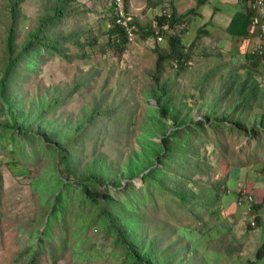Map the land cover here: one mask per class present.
<instances>
[{"label": "rangeland", "instance_id": "1", "mask_svg": "<svg viewBox=\"0 0 264 264\" xmlns=\"http://www.w3.org/2000/svg\"><path fill=\"white\" fill-rule=\"evenodd\" d=\"M12 1H15L14 18H11L13 14L10 10ZM55 1L0 0V67L8 26L12 23L15 25L18 47L41 17L50 13ZM137 1L140 4L149 2L150 5L145 4V8L152 12L142 14L137 20L138 35L120 53L113 42L114 38H109L112 16L106 0H71L66 14L54 20L48 29L61 40L59 55H41L37 73H26V81L21 89L27 100L36 95H47L48 89H60V94L64 97L61 105L54 107L52 117L57 120H71V129L75 128L76 119L81 118L83 109L99 107L107 112L92 125H88V129L101 131L97 134V140L87 142L85 160L91 157L93 149L117 164L134 146L136 149L130 154L131 158L136 159L137 151L140 155L139 161L145 155H155L154 142L160 143L159 133L162 131L157 128L162 125L158 122V116H155L157 111L154 107L157 102L147 93L167 81L172 99L177 102L174 107L171 105L176 112L189 111L193 119L202 118L205 121H209L208 116L213 119L225 116L234 126L242 128L243 130L234 129L232 135L224 142H219V145L214 144L217 141L213 135L207 134L211 142L203 143L199 150L204 157L203 163L211 169L205 170L206 175L194 178H228L225 185L230 192L222 194L220 219L216 215L202 216L201 222L205 223L202 227L211 229L205 238L208 245L202 252H197L194 259L185 263L246 264L248 259L254 258L256 251V245H253L251 239L254 231L244 213L246 206L236 201L228 202L234 200V192H241L243 197L259 188L263 184L261 180L264 179V132L258 131L255 138L248 134L252 125H256L258 130L264 129V126L259 127L261 122L264 125L261 115L264 105V78L261 69L253 68L248 58L250 53L257 50L259 27L252 25L246 37L228 35L226 27L231 17L229 12L239 6L242 8L243 3L239 1L237 5L229 6L222 3L219 12L214 9L215 3L218 4L217 0H203L200 4L198 0H172L173 5L170 0ZM155 8H160L166 15L165 25L160 26L161 12L155 13ZM173 9L177 15L175 14L173 23L169 24V18L174 14ZM148 30L155 31V34L145 38ZM158 36L162 37L161 40L157 39ZM171 36L180 42L178 46L184 54L182 62L168 56L171 51ZM250 72L257 92L256 100L251 105L246 94L251 92L248 91L251 87L243 84ZM227 88L230 91L225 95ZM240 89H244L246 93L242 95ZM220 95H225L226 98L222 101ZM208 102H213L222 111H208ZM228 104L229 109L226 107ZM223 107H226L224 111ZM8 141L11 143L6 146L5 153L2 151L0 158V264H25L26 242L29 245L35 244L38 230L43 228L47 214L44 216L42 200L31 191L29 180L17 177L25 175L23 167L19 169L18 165H6L10 159L21 157V147L24 146L23 143L0 137V144ZM220 148H225L226 153L221 157L217 154ZM37 149L45 151L43 146ZM179 155L180 151L175 162L179 160ZM44 163L45 159L42 158L33 166L29 165L30 171L33 169L32 174ZM153 168H158V165L154 163ZM177 169L180 171L181 168ZM134 182L138 185L141 180L137 178ZM162 212L164 211H161V217ZM160 216L154 222L157 228L163 225L159 220ZM179 218L176 225H199L191 222L189 224L184 216ZM222 219L231 228L226 232L228 235L220 237L212 228L216 224L223 225L220 222ZM89 232L93 233V229ZM106 232V229L100 228L96 242L104 236L107 237ZM108 239L110 244L113 242V246H104L100 259L77 260L68 250L62 253L57 264H123L119 255V243L112 237ZM176 239V245L172 246V252H175L173 249L177 250V245L180 244L177 236L170 237V241L160 237L159 244L170 246ZM205 251L208 253L207 258L202 256ZM116 255L119 256L115 258ZM37 264H51V261L46 254H40Z\"/></svg>", "mask_w": 264, "mask_h": 264}, {"label": "trees", "instance_id": "2", "mask_svg": "<svg viewBox=\"0 0 264 264\" xmlns=\"http://www.w3.org/2000/svg\"><path fill=\"white\" fill-rule=\"evenodd\" d=\"M202 1L198 0V4ZM248 1L239 0L243 3L242 8L234 11L227 23L226 31L229 36L248 35L255 15L247 4ZM70 2L71 0H56L50 13L41 17L18 47L14 23L8 26L6 31L5 52L0 67V137L24 144L23 148L21 147V157L10 159L6 165H18L19 169L23 167L25 175L17 177L29 180L31 191L42 200L44 216L47 214L43 228L38 230L35 244L29 245L26 242L25 264H37L40 254H46L51 264H57L62 253L68 250L77 260H97L101 258L104 246L113 244L109 243L108 237L119 243V255L123 264H186V261L194 259V255L202 252L208 245L205 238L211 229L202 227L205 224L201 222L202 216L216 215L217 219H220L223 208L222 194L230 192L225 185L229 181L228 178H194L206 175L205 170L211 169L203 163L204 157L199 150L203 143L211 142L207 134L213 135L217 141H214V144L219 145V142H224L232 135L234 129L239 127L234 126L225 116L221 119L208 116L209 121H205L202 118L193 119L189 111L176 112L171 105L174 107L177 102L172 99L167 81L147 93L157 102L154 107L157 111L155 116H158V122L162 125L159 127L158 124L157 128L162 131L159 133L160 143L154 142L155 155H145L139 161L140 155L137 151L136 159L131 158L130 154L136 149L134 146L117 164L93 149L91 157L85 160L87 142L97 140V134L101 131L88 129V125H92L107 112L99 107L83 109L81 118L76 119L75 128L71 129V120H57L52 117L54 107L61 105L64 97L60 94V89H48L46 94L49 96L36 95L31 100L26 99L27 96L21 89L26 81V73H37L41 55H59L61 40L48 29L54 20L66 14ZM14 9L15 1H12L11 18H14ZM172 15L169 24L175 19V14ZM166 20L165 14L160 16V26L165 25ZM138 33L139 26L137 35ZM154 34L155 31L148 30L144 37L149 38ZM109 38H114L116 49L123 53L128 42L123 29L114 24L113 17ZM179 43L176 37L169 38L171 51L168 56L182 62L184 54L178 46ZM248 58L253 68L262 71L264 54H259L256 50L250 53ZM251 78L250 72L243 81V84L250 85L251 89L248 88V91L251 92L246 93L244 89H240L242 95L247 94L250 105L257 97ZM229 91L230 88H227L224 94ZM225 95H220L222 101L226 98ZM208 103V111H222L219 106L212 104L213 102ZM262 106L261 115L264 118V105ZM226 107H223V111ZM154 108L152 107V110ZM263 126L261 122L259 127ZM256 129V125H252L248 133L252 138L256 137L258 131L264 132V129ZM9 143L11 141L0 144V158ZM39 146L45 147V151L38 150ZM179 151L180 158L175 162ZM217 154L220 157L225 155V148L218 149ZM42 158L45 163L32 174L33 169L30 171L29 165L33 166ZM154 163L158 168H153ZM177 167L181 168L180 171ZM262 171L264 173V168ZM136 178L141 180L138 185L134 182ZM235 194L237 202V199L242 198V193ZM256 206L253 201L250 210ZM161 211H164L162 217ZM158 216L163 223L160 228L154 225ZM179 216L186 217L189 224L191 222L199 225H176L180 220ZM220 222L223 225L216 224L212 229L222 237L231 227L223 219ZM100 228L107 230V237L104 236L96 242ZM92 229L93 233H90ZM173 236H177L180 241L178 249H173L175 252H172V246L176 245L177 239L170 246L159 244L160 237L170 241ZM263 255L262 244L255 251L254 258L248 259L246 264H256ZM202 256L207 258L208 253L205 251Z\"/></svg>", "mask_w": 264, "mask_h": 264}, {"label": "built area", "instance_id": "3", "mask_svg": "<svg viewBox=\"0 0 264 264\" xmlns=\"http://www.w3.org/2000/svg\"><path fill=\"white\" fill-rule=\"evenodd\" d=\"M248 4L249 7L253 9V11H261L258 13L256 12L251 21V26L253 25L259 27L260 40L257 45V51L259 54H264V0H249ZM106 6L111 13V16L113 17L114 24L123 29V34L126 38V41H133L137 35L138 25L134 16L126 12L124 1L106 0ZM161 38L162 37L159 36V40H161ZM262 74L264 78V60L262 65ZM253 201V195L250 194L244 195L242 198L237 199V203L244 204L247 211H250V206ZM249 224L251 225V227L256 226L254 220H251Z\"/></svg>", "mask_w": 264, "mask_h": 264}, {"label": "crops", "instance_id": "4", "mask_svg": "<svg viewBox=\"0 0 264 264\" xmlns=\"http://www.w3.org/2000/svg\"><path fill=\"white\" fill-rule=\"evenodd\" d=\"M237 1H239V0H217L218 4L215 3L216 6L214 7V9H215V11L219 12L220 11L219 9H220L222 3H224V5L226 4V6L234 5V4L237 5ZM139 4L140 3L137 0H124V6H125L126 12L135 16L136 21L142 16V14H148V13L152 12V10H148L145 8L146 7L145 4H148V6L150 5L149 2L148 3L146 2L145 4H140V5ZM170 4L173 5L172 0H170ZM239 7H236V10L239 9ZM236 10H234V11H236ZM234 11H231L229 13L232 15ZM154 12L155 13L161 12V16L164 13V12L162 13V10L160 8H155ZM172 13L176 14L174 9H173ZM156 16H159V15L157 14ZM261 183H263V184H261L259 188H256L255 190H253L251 188L253 191H251L249 193L250 195H253L254 203L257 206L254 207V209H252L250 211H247V209H246L244 212L246 214L248 224L251 220H254L256 223V226L252 227L254 232H253V235L251 236L253 245H256V250L262 244L264 245V179L261 180ZM234 193H236V192H234ZM236 196L237 195H235L234 200L231 199L228 203H230V202L232 203V202L236 201ZM226 203H227V201H226ZM229 227H230V225H229ZM226 235H228V234H226ZM254 236H255V239L253 238ZM256 264H264V255L261 259L256 261Z\"/></svg>", "mask_w": 264, "mask_h": 264}, {"label": "water", "instance_id": "5", "mask_svg": "<svg viewBox=\"0 0 264 264\" xmlns=\"http://www.w3.org/2000/svg\"><path fill=\"white\" fill-rule=\"evenodd\" d=\"M137 179V178H136Z\"/></svg>", "mask_w": 264, "mask_h": 264}]
</instances>
